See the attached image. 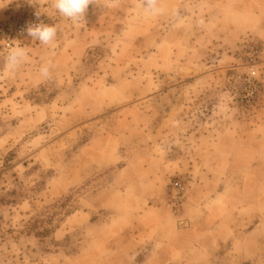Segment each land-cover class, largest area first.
Instances as JSON below:
<instances>
[{"label": "rangeland", "instance_id": "obj_1", "mask_svg": "<svg viewBox=\"0 0 264 264\" xmlns=\"http://www.w3.org/2000/svg\"><path fill=\"white\" fill-rule=\"evenodd\" d=\"M162 6L0 0V264H264V0Z\"/></svg>", "mask_w": 264, "mask_h": 264}, {"label": "clouds", "instance_id": "obj_2", "mask_svg": "<svg viewBox=\"0 0 264 264\" xmlns=\"http://www.w3.org/2000/svg\"><path fill=\"white\" fill-rule=\"evenodd\" d=\"M34 0H29V3ZM90 5L100 6V0H52V7L64 18L69 19L74 24L84 22L86 13ZM166 9L162 6V0H141V15L145 19H152L164 15ZM171 15L176 17L178 9H173ZM40 16V12H36ZM27 35L33 40L39 41L41 45L47 46L50 53H54L58 28L55 25H48L43 22L29 24L26 29ZM3 56L4 69L8 75L16 74L22 66L30 62L29 51L26 47L17 43L10 46ZM55 65L49 58L38 67V73L42 80L52 78Z\"/></svg>", "mask_w": 264, "mask_h": 264}, {"label": "crops", "instance_id": "obj_3", "mask_svg": "<svg viewBox=\"0 0 264 264\" xmlns=\"http://www.w3.org/2000/svg\"><path fill=\"white\" fill-rule=\"evenodd\" d=\"M155 244H158V245L163 246L165 248L166 247L168 248V246L170 245L168 242L160 243V242H157V241H155ZM176 244H178V243H176ZM149 257L150 256H148V259H150ZM157 259H158V261H162V262H165V263H167L168 261L169 262L171 261L170 258L169 259L167 258V255H161V254L157 255Z\"/></svg>", "mask_w": 264, "mask_h": 264}, {"label": "built area", "instance_id": "obj_4", "mask_svg": "<svg viewBox=\"0 0 264 264\" xmlns=\"http://www.w3.org/2000/svg\"><path fill=\"white\" fill-rule=\"evenodd\" d=\"M176 186H177V184H176Z\"/></svg>", "mask_w": 264, "mask_h": 264}]
</instances>
